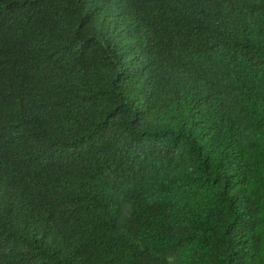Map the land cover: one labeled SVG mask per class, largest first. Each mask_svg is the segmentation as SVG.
<instances>
[{"label":"trees","instance_id":"16d2710c","mask_svg":"<svg viewBox=\"0 0 264 264\" xmlns=\"http://www.w3.org/2000/svg\"><path fill=\"white\" fill-rule=\"evenodd\" d=\"M0 264H264V0H0Z\"/></svg>","mask_w":264,"mask_h":264}]
</instances>
